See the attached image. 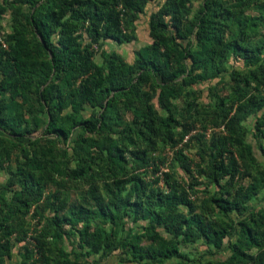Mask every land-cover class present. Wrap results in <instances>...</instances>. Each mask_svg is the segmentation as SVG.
<instances>
[{
    "label": "trees",
    "instance_id": "obj_1",
    "mask_svg": "<svg viewBox=\"0 0 264 264\" xmlns=\"http://www.w3.org/2000/svg\"><path fill=\"white\" fill-rule=\"evenodd\" d=\"M21 1L31 7L39 2ZM49 1L39 18L26 17L30 38L21 22L3 32L7 6L0 0V170L10 159L9 147H19L0 186V262L11 257L14 234L17 241L25 239L24 216L33 206L38 212L46 184L67 178L87 180L90 191L100 182L101 194L87 205L53 193L41 205L50 207L52 216L31 236L37 257L29 262L33 250L26 248L21 264H89L82 252L62 246L70 234L77 235L86 254L106 256L119 249L136 261L264 264V209L245 211L264 177L240 182L245 176L240 160L254 163L242 121L260 110L254 129L264 142V0H204L195 12L193 0H164L149 15L151 41L139 48L133 63L116 52L103 54L101 63L93 58L104 40L135 39V21L150 0H43L42 5ZM231 56L244 68L232 70L230 91L206 106L213 126L225 127L203 140L199 153L217 186L208 210L192 197V183L185 184L176 170L161 171L157 151L204 136L190 134L195 113L204 108L191 86L219 77ZM179 98L184 103L173 102ZM86 104L92 108L88 116L82 114ZM70 137L71 154L56 146ZM175 158L191 175L194 164L182 148ZM128 188L132 196L125 194ZM231 212L242 218L231 220ZM140 220L145 221L141 230L125 228L127 221ZM225 238L231 256L224 261H192L181 251L198 240L220 248ZM153 241L157 246L145 243Z\"/></svg>",
    "mask_w": 264,
    "mask_h": 264
},
{
    "label": "rangeland",
    "instance_id": "obj_2",
    "mask_svg": "<svg viewBox=\"0 0 264 264\" xmlns=\"http://www.w3.org/2000/svg\"><path fill=\"white\" fill-rule=\"evenodd\" d=\"M7 6V9L3 15L2 23H3V32H11L14 30V27L17 26L18 22H21L25 25L27 29V34L31 38L32 34L28 26L26 25V17L28 14H34L35 18H39L42 10L51 4L52 1H49L42 5L43 0H39V2L31 7L21 0H1ZM164 0H150L144 9V12L139 14L136 19V37L132 41L117 43L114 40L107 39L101 42V47L96 51L93 61L95 63H101L103 54H111L112 52L118 53L121 58L127 63H133L136 57V53L140 47L149 43L151 38L148 33V20L151 12L155 11ZM204 0H193L192 4V12H195L199 5ZM42 5V6H41ZM41 6V7H40ZM247 13L254 14L253 10H247ZM19 27V26H18ZM21 28V27H20ZM83 43L88 41V38L85 34H83ZM255 43V40H253ZM5 46V44H4ZM96 48V45H93ZM243 61L235 56H231L227 63L225 64V71L219 76L210 80L200 81L191 86L196 95L197 101L203 105L204 108H201L199 111L195 113L196 116V129L194 133H201L204 136L198 140L197 138H192L188 140L187 143L181 145L179 143L176 147L170 148L165 147L162 151H157L160 153L162 159L161 171H166L169 169L176 170L179 177L185 181V184L192 183L193 190V198L196 200L197 204L200 208H207L210 210L208 205L209 197L213 195L217 186L211 182L207 177V160L201 159L199 153L202 151L204 141L208 140L213 133L224 132V125L221 126H213V124L209 121L210 111H206V106H211L214 104L216 98L220 94H226L230 91L229 87L233 83V79L230 76V72L232 70H243ZM220 78H222L220 80ZM220 80V81H219ZM33 105L35 109L38 108V103L36 99H32ZM152 102L155 105V108L158 111H161V107L158 104L157 98L154 97ZM173 102L178 104L184 103L182 98L176 99ZM92 108L90 105L86 104L82 110V114L84 116H88L91 113ZM66 111V110H65ZM263 110L258 111L256 114H250L245 120L242 121V124L246 127V136L245 139L247 143H249L252 147V153L254 157V163L245 164L242 160H240V164L242 165L241 171H245V176L240 179L242 184H247L249 182H257L256 179L259 175L264 177V142L261 137L255 135V121L256 118L262 114ZM124 119L127 120L130 117L129 113H124ZM219 122V120H218ZM205 124V127L203 125ZM176 130H180V127H177ZM76 134L79 133V130L75 131ZM77 136V135H76ZM72 139L71 137L68 140H59L56 143L57 148L60 150L66 149L69 154L72 153ZM9 150L10 159L4 163V168L0 170V186L5 184L7 177L9 176L7 167H14L17 162V157L19 153V147H13ZM178 148H182L184 154H186L193 162V172L192 174H187L183 168L179 165L178 161L175 158V152ZM56 152V158L61 157L60 150ZM69 156V155H68ZM202 171L201 173L199 172ZM146 177L151 176V171L149 170L146 174ZM192 176V177H191ZM195 176V177H194ZM100 182H98V189L90 191L89 182L87 180H78L73 181L67 178L61 179L58 183H47L44 193L42 195V199L39 201V204L43 205V202L47 199H52L53 193H60L61 197H65L68 202L76 201L82 204L93 205L95 202V198L101 194ZM258 191L256 194L250 199V201L246 204V212L251 214H255L258 210L264 209V182H259ZM127 196L132 194V190L128 188L125 192ZM8 195V194H7ZM132 196V195H131ZM39 207L37 213H34L35 207L33 206L29 213L24 216L26 229L25 239L23 241L15 240L16 234L12 236L13 238V246L11 249V257L5 258L3 262L0 264H21V261L26 254V248L33 250V255L28 253V261H32L37 257V254L34 252L33 248V240L31 236L34 235L35 231L39 230L42 225H47V219L52 216L53 212L50 207ZM231 220H238L242 218V213L231 212L228 214ZM222 219L227 220V217L222 216ZM145 221H137L131 222L127 221L125 224V228H133L136 231L141 230ZM237 225V224H236ZM65 228H68L65 226ZM161 233L167 236L162 230ZM235 236L225 238L224 244L220 248L210 247L204 240H198L196 242L183 244L181 246V251L186 253L191 260L206 263V262H214L224 261L229 256H231L230 249L228 247L229 240H233ZM229 239V240H228ZM51 241V240H49ZM146 244L152 243L155 247L157 246V242H145ZM62 246L68 252H72L73 250H77L83 253V258L89 264L92 261H98L99 264H178L181 259H171L165 262L159 261H151L149 259L146 260H130L126 257V255L121 252L119 249L114 250L112 253L106 256H101L100 254H86L85 249L78 247V238L76 234H70L69 237H64L61 241ZM48 254L53 258L55 256L54 249L50 245L49 242V250Z\"/></svg>",
    "mask_w": 264,
    "mask_h": 264
},
{
    "label": "built area",
    "instance_id": "obj_3",
    "mask_svg": "<svg viewBox=\"0 0 264 264\" xmlns=\"http://www.w3.org/2000/svg\"><path fill=\"white\" fill-rule=\"evenodd\" d=\"M194 132H195V130H192V131H191V133H194ZM191 133H190V134H191ZM188 136H189V135H186V136L184 137V140H186V139L188 138Z\"/></svg>",
    "mask_w": 264,
    "mask_h": 264
}]
</instances>
